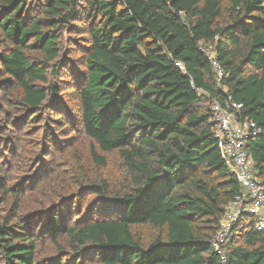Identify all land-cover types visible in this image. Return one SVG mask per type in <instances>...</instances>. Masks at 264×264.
Here are the masks:
<instances>
[{
	"label": "trees",
	"instance_id": "1",
	"mask_svg": "<svg viewBox=\"0 0 264 264\" xmlns=\"http://www.w3.org/2000/svg\"><path fill=\"white\" fill-rule=\"evenodd\" d=\"M64 34L76 46L68 55ZM0 77V92L19 94L14 103L0 95L11 114L0 134L14 127L21 140L24 120L33 127L53 110L58 132L75 133L76 120L100 153H116L129 185L109 197L106 183L83 179L100 202L86 214L72 211L71 195L22 212L13 193L0 216V264H264V233L245 219L224 263L212 249L239 185L209 109L239 103L260 127L245 150L264 181V0H0ZM8 193L0 180V206ZM139 228L151 231L146 240ZM42 239L54 254L39 259Z\"/></svg>",
	"mask_w": 264,
	"mask_h": 264
},
{
	"label": "rangeland",
	"instance_id": "2",
	"mask_svg": "<svg viewBox=\"0 0 264 264\" xmlns=\"http://www.w3.org/2000/svg\"><path fill=\"white\" fill-rule=\"evenodd\" d=\"M34 9V7H33ZM67 34L63 35L62 49L67 55L76 50L75 45H69ZM207 53L213 57V44H209ZM1 78V77H0ZM3 92L5 98L14 103L19 94L12 85H8ZM1 88V87H0ZM63 97V94L60 96ZM3 97L0 96V118L1 120L9 115L8 106ZM65 108L73 117L77 118V104L74 101L66 102ZM7 113V114H6ZM53 110L41 112L37 124L30 127L26 120L22 122V132L19 135L21 140L16 139L14 131L17 128L11 127L10 132L0 134V173L2 184L6 186L10 202L7 206H0V216L7 213L12 202V194L18 193L22 206L26 212L31 209H38L51 204L58 198L71 195L72 211L86 214L94 211L100 202L93 195H86L81 189L83 179L94 181L96 184L106 183L109 187V197L128 190V180L124 172L123 164L116 153L102 154L93 143L84 136L82 128L76 122L73 123L75 133H60L50 121L53 118ZM23 114L19 115L18 122ZM5 116V117H4ZM18 145V146H17ZM95 152L104 158L105 165H98L92 154ZM46 183L42 185V182ZM41 184V185H40ZM29 207V208H28ZM252 219L247 217L244 227H248ZM137 236L146 240L151 231L147 228H139L135 231ZM39 243L38 258H45L54 254V250L48 241L42 239Z\"/></svg>",
	"mask_w": 264,
	"mask_h": 264
},
{
	"label": "built area",
	"instance_id": "3",
	"mask_svg": "<svg viewBox=\"0 0 264 264\" xmlns=\"http://www.w3.org/2000/svg\"><path fill=\"white\" fill-rule=\"evenodd\" d=\"M208 57L219 82L223 74L213 57ZM175 65L183 69L181 63ZM209 109L220 156L239 185V192L226 205L219 231L211 241L212 249L224 263L223 246L233 225L250 217L249 224L255 231L264 233V181L255 176L253 161L245 150L247 141L258 136L261 130L254 121L241 116L242 105L239 103L230 101L223 107L213 100Z\"/></svg>",
	"mask_w": 264,
	"mask_h": 264
}]
</instances>
